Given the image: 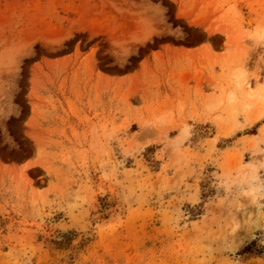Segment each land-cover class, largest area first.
<instances>
[{"label":"rangeland","instance_id":"1","mask_svg":"<svg viewBox=\"0 0 264 264\" xmlns=\"http://www.w3.org/2000/svg\"><path fill=\"white\" fill-rule=\"evenodd\" d=\"M0 264H264V0H0Z\"/></svg>","mask_w":264,"mask_h":264},{"label":"trees","instance_id":"2","mask_svg":"<svg viewBox=\"0 0 264 264\" xmlns=\"http://www.w3.org/2000/svg\"><path fill=\"white\" fill-rule=\"evenodd\" d=\"M249 246H246L245 248H243L241 251H240V253H239V255H243L244 253H247V252H249Z\"/></svg>","mask_w":264,"mask_h":264}]
</instances>
